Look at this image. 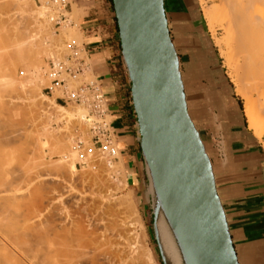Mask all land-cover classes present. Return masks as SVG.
Masks as SVG:
<instances>
[{
    "label": "bare ground",
    "instance_id": "obj_1",
    "mask_svg": "<svg viewBox=\"0 0 264 264\" xmlns=\"http://www.w3.org/2000/svg\"><path fill=\"white\" fill-rule=\"evenodd\" d=\"M40 1H41V6L38 8H35V10H34L33 9L34 7L29 8V4L31 5L32 0H3V2L6 3V4L4 3L5 5H7V3H9V4L12 3V5L15 4L16 7L14 9V12H11V13L9 12V13H7V15L5 13L6 20L4 21L2 28L6 29L4 31V33L10 29V32L13 30L16 32V34L14 33L15 41L12 40V41H14L12 44H9L6 47H2V48L0 47V129L1 128L3 129L4 121H6L5 116H4V113H6L5 110L11 108V107H9L6 109L7 106H6V101L4 99V98H6L5 97L6 93H3V92H5L3 90H8L7 88H9L10 86H14V87H10L12 89L14 88L13 91H15L17 88H20V90L22 91V93L20 95H16L15 97H10L12 95L8 94L9 96H7V97L8 98L10 97L9 102L13 103V105H15V106H20L18 104L22 103L23 108H24L23 113L25 114V115H23L22 124L25 123L24 119L26 122L27 121L32 122V124L27 122L30 125V129H31L32 128L31 125L35 124L34 121H36L35 118H37V117L34 118V116H37V114H36L37 113V106L35 105L36 104L35 100H33L34 98H32L31 94L33 91L36 90V87L44 79H47L48 85L51 86L49 74H47L49 72L48 64H47V68L45 71V69L43 68V65L45 66L46 64L42 63L43 61H42L41 57H42V55L48 56L55 66H57L61 60L65 59V58L61 57L62 56L61 51H62L63 47L60 46V44H59L60 47L57 46L55 43H54V46L56 45L55 47L51 46V44L53 42H55L54 36H56V35H54V31H53L54 30L53 27H55V26L53 25V23L49 19V15L53 14L55 11L60 10L66 16L67 10L62 8L61 5L51 4L49 2V0H40ZM219 1H220L219 3L221 4V6H216V5L204 6L203 16L206 20L208 30H210L212 32L211 33L212 37L213 36L215 37V30L217 27H219L224 32V37L222 38V40H219L218 38L215 37L216 43L218 45H221V44L224 45V49L220 47L221 54H223V56L226 57L228 65L232 69L231 74H232L233 79L235 81L234 89H235L236 93L239 94L244 100L243 111H244V114H245L246 119H247L248 127H249V129H251L252 135L255 137V139L259 140V139H261L262 135L264 134V0H219ZM0 2H1V0H0ZM12 5H10V6H12ZM8 9H10V8H8ZM8 9H6V10H8ZM74 9H73V11H74ZM23 12H25L26 14H24ZM75 13H77V12H75ZM73 14H74V12H73ZM165 16H166V14H165ZM21 18H23L22 20H26L23 22V24L25 23V25H21L22 24ZM74 19H76V22L73 26H71L70 22H67L68 19L66 16V20L61 22L62 26L60 25L61 28L59 29L61 31V34L63 35V37L66 38V41L68 42V44L69 43L71 44L74 42H76V43L82 42L81 41L82 35L79 31V22H78L76 17H74ZM19 22H21V24ZM30 23L33 24L32 27L29 26ZM18 25H20L21 27ZM1 36H2V34H0V37ZM57 41L58 40H56V42ZM57 43H59V42H57ZM68 44H67V46H68ZM174 47H175V45H174ZM63 52H64V50H63ZM199 57H201V56H199ZM49 58H48V60H49ZM178 61H179V58H178ZM188 63H190V62H188ZM191 65L189 64L187 66L191 67ZM230 67H229V69H230ZM85 68H86V66L84 67V69ZM231 69L229 71H231ZM192 70H189V71L191 72ZM126 71H127V67H126ZM179 71H180V67H179ZM181 73L182 72H180V75H181ZM127 75H128V72H127ZM190 75H193L192 72ZM193 77H195V73H194ZM128 78H129V75H128ZM182 78H183V76H182ZM182 78H181V81H184V79L182 80ZM64 80H65V85L63 86L64 89H67L68 91H70V94H72V95L75 94L76 93L75 88H74L75 86L73 87L72 85L76 81V78H73V75H71V74H64ZM189 80H191V78ZM46 81H43L44 84H46L45 83ZM89 81H94V80H89ZM94 82L98 83L97 81H94ZM191 82H192V80H191ZM4 83H6L5 86H4ZM7 84H8V86H7ZM182 84H183V82H182ZM70 86H72L73 88ZM15 87H16V89H15ZM184 88L185 87H183V90H184ZM55 91H59L62 93L61 87H59V88L55 87L54 89H52V95ZM15 100H19L17 105L14 103V102H16ZM202 100H199V101H202ZM54 101L56 102V97H55ZM186 101L187 100L185 98V102ZM43 102H45V101H43ZM72 102H74V101H72ZM204 102H201V103L197 102V103L202 104ZM75 104L77 106H75L73 108V110L67 109L69 107L66 108L63 105L54 104L53 101L51 102L50 105H57V107L59 109L58 112L60 111V114H64V118L65 119L67 118V120H65V121H67L66 122L67 126H72V125H68V123L70 121H72V120L76 121L77 123L76 122H74V123L79 124V126L81 125L79 128L81 131V134L86 136L85 133L87 131L90 134L89 136L92 137L93 134H92L91 130L88 129V125H91L92 118H95L94 115H88L87 116V112H88L87 111L88 110L87 103H81V104L75 103ZM187 105L188 104L186 102V107H188ZM191 107H192V109L194 107V110H195L196 109L195 107H201V106L200 105H197V106L194 105L193 106V104H192ZM188 108H190V107H188ZM188 110H190V109H187V112H188ZM8 111L9 110H7V113H9ZM11 111L12 110H10V114H11ZM202 111L204 112L205 110H202ZM41 112H43V111H41ZM194 112H198V111L195 110V111H193V113ZM203 112H201V113H203ZM189 113H191V111H189L188 114ZM201 113H199V114L195 113V115L196 114L200 115ZM10 114L9 115L6 114V115H8V120H9V118H11ZM191 114L189 115L190 118L193 117V115L191 117ZM204 114H205V112H204ZM204 114H201V115H204ZM198 115H196V116H198ZM60 116H62V118H63V115H60ZM200 117H202V116H200ZM108 118H111L110 114H108ZM208 118H209V115L207 114L206 119H208ZM210 118H209V120H210ZM3 119H5V120H3ZM204 119H205V117H204ZM204 119H200V120H204ZM206 119L204 121H206ZM10 121H11V119L9 120V123L6 121L7 125L5 124V126H8V124H10ZM195 121H197V119ZM194 122H193V124H194ZM11 124H13V123H11ZM11 124H10V126H11ZM17 124L18 123H14V125H16V126H17ZM18 126L21 127V125H19V124H18ZM63 126H62L63 128L66 127V125H63ZM83 127H85L86 131L83 129ZM34 129L36 130L37 128H34ZM70 129H71V127L69 128V131H70ZM66 130H68V129H66ZM3 131H5V130H3ZM12 131H13V129H12ZM31 131H32V129H31ZM37 131H39V130L37 129ZM0 132H2V130H0ZM18 132H19V130H18ZM20 132H22V131H20ZM45 132H46V130H44V134L46 135L47 133H45ZM60 132L61 131L59 130V133ZM2 133L4 134L3 136H5V132H2ZM8 133H10V132L8 131ZM37 133L39 135H42L39 132H37ZM70 133L71 132L67 133V136H70L68 138V142H70L69 145L66 144L68 142L64 143L67 139L63 141V139H65L66 137L63 139H60L62 137H60V138L58 137V140L53 141L52 149L55 152L59 153L61 162L65 161V163L67 164V162L69 163L72 161L73 163H75V164L78 163L79 165L81 163H83V164L87 163L86 165H89L88 164L89 163V161H88L89 156L91 157V154H89V153H92V150H93V148H91V147H92V145L94 147H97V146L94 145L92 140H89L88 138L85 139L83 137V135L76 137V135L78 134V131H76V133L74 131V134H76V135H74L73 133L72 134H70ZM6 134H7V132H6ZM68 134H70V135H68ZM71 135H73L75 137H72ZM52 136H55V135H52ZM113 136H114V132L111 133V136L108 139L109 144H110L109 146L115 155V158H113V159H116L117 157H119V159H118V162H119L120 157H121L120 151H119L118 143H117L116 139L113 138ZM33 137H32V139H33ZM86 137H88V136H86ZM139 138H140V136H139ZM113 139H114L115 143L112 141ZM8 140H9V138H8ZM44 140L46 141V139H44ZM82 140L84 141V143H83L84 144L83 149L85 148L84 150L80 149V148H82V144H81ZM45 141H43V143L41 141L40 142L38 141V143H40V144L42 143L41 145L44 147V145L46 144ZM6 144L8 145L7 141H5L2 137H0V176L3 173H6V174L11 173L12 169H13V168L9 169L10 167H8V169L11 171L10 172L8 169H5V167H4L7 162H10L8 160V158L11 157L10 156L11 152H8L7 150H5ZM33 144L35 146V143H33ZM38 146H40V145H38ZM43 147H42V149H43ZM90 148H91V150H89ZM107 149H108L107 147H104V148H98L97 147V150L99 151L98 153L101 155L103 160L107 163V165L111 166V162L114 160L112 158L108 157V155H109L108 152L110 149H108V150ZM87 154H88V157L86 156ZM7 155H9V156H7ZM98 156L99 155H97V157ZM86 157H87V159H86ZM69 159H71V160L69 161ZM19 160L17 162H19ZM123 160H121V163L120 162H119V164L117 163L116 170L114 169L115 171H118V169L120 168L119 166L122 165V163H124ZM26 161H27V158H26ZM45 162L47 163V161H45ZM142 162H143L144 172H145L146 181H147V185H148L147 186V192H148V195L150 196L151 207H152V211L154 214V220H153L154 233H155L156 239H157L158 244H159L160 253H161L162 259L164 261V264H190L189 259L186 255L185 249H184L182 242L180 240V236H179L180 231L178 230V228L183 233L184 232L187 233V235H188V233L191 234L192 228L190 226L188 213H187L185 207L183 206L179 195L177 194V191H176L175 186L173 184L170 173L167 169L165 170V184H166V192H167V202H168V207H169V215H168V213L165 210V208H164V206H163V204L159 198V195L156 191L154 181H153L152 176L150 174L149 168L145 165L143 159H142ZM53 163H55V162H53ZM7 164H9V163H7ZM18 164H20V162L17 163V165ZM22 164H25V163L22 162ZM26 164H27V162H26ZM11 165H12V163H11ZM18 166H20V165H18ZM47 169H48V167H47ZM103 170H104V168H103ZM109 171H110V169H109ZM103 172H105V171H103ZM146 173H148L149 182H148ZM34 177H35V175H34ZM94 177H95V173H94ZM3 178H5V177H3ZM102 178H103V175H102ZM41 184H43V183H41ZM128 193H126L125 195L123 194L120 201H122V199H123V202H125V201L131 202L132 197H131V194H128ZM8 196H10V195H8ZM8 196H7V199H8ZM3 199H4V201L7 200L3 196H0V264H62L60 261V257L62 256V254L64 252L60 248L59 242H61V239L60 240L58 239L60 237V234H62V233H59V235H55L56 239L55 238L53 239L48 234L47 231L40 230L37 228L38 231L35 230L36 232H35L34 237L32 239L26 240L24 238H19V235L21 236V233L23 234V231H21L22 229L20 230V228L18 227L19 231H21V233L14 234V232H12L13 229L17 228L15 225L17 222L16 223L14 222V225H11L12 221H10V223H9L8 217L11 218L10 217L11 214L6 213L7 210H6V208H4ZM11 199H13V198H11ZM5 203H7V202H5ZM33 211H36V208H35V210H32V212H30V213H32V215L28 214L25 217L29 216L32 218L33 217ZM8 214H9V216H8ZM14 215H16V214H14ZM14 215H12V217H15ZM137 216L135 217L136 221H138L136 219ZM21 219H23V218L21 217ZM27 220H29V219H27ZM5 221H8L7 230H9V232L5 231L3 229L4 228L3 222H5ZM16 221H17V219H16ZM133 221H134V219H133ZM64 223H65V221H64ZM132 223H130V224H132ZM35 224L36 223H34V225ZM73 224H74V222H73ZM137 224H138V222H137ZM175 224L178 226L177 228H176ZM8 225H10L11 227H13V226L14 227L11 228ZM17 225H18V223H17ZM38 226H39V223H38ZM65 226H66V224H65ZM113 226H114V224H113ZM44 227H45V225H44ZM9 228L12 230L10 231ZM18 228L16 230H18ZM24 229H26V227ZM51 229L53 231V228H51ZM82 229L83 228H81V229L79 228L77 231L78 233H76V230H75V233L78 235L76 237L74 236V238H76V239H74V238L71 239V237L70 238L68 237L69 239L66 238V240H65V243L68 242L69 240H70L69 243H71V240L75 241V245L72 246L73 248H71V250H73L75 252V254L72 255L70 253L71 251L69 253L67 252L69 257H67L66 259L70 258L69 260H72V261H70V263L74 262V259L76 258L77 259V261L75 259L76 264H83L81 262L84 261V259H86L85 256L87 255V258H88L90 256V254H92L89 257L90 258L89 259L90 264H106V263L107 264H124V263L129 262L127 260H124L125 257L123 258V255H122V257L120 255V258H117L118 253H117V251H115L116 248L114 249V251L113 250L111 251L109 249L110 245H108L109 248L107 246V249H103L98 244H96L98 242H99V244H101L100 242L101 241L103 242V240L97 241V240H94L95 238H93V241L91 239L90 240L87 239V241H86V237L85 238L81 237ZM85 230H87V229H85ZM19 231H17V232H19ZM25 231L26 230H24V232ZM30 231H32V230H30ZM52 231H49V232H52ZM55 231H56V229H55ZM68 231H70V229ZM87 233L89 235H91L88 231H87ZM118 233L120 234V231ZM55 234H57V233H55ZM72 234H74V232ZM76 234H74V235H76ZM121 235H123V234H120V236ZM133 235H134V238L136 240V237H137L136 233L133 232ZM126 238H122V239H123L124 243L126 244V247L128 245L127 248L129 250L127 249L128 251H126V252L130 253L129 256L131 258L135 259L134 254H136L137 259H139V258L143 259L144 258L146 260V262H148L149 264H156V260L154 259L151 250L146 248L141 243L139 244L138 240H140V239L137 238L136 243L134 240V243H133L134 246H132L129 239H126ZM128 238H130V237H128ZM67 239H68V241H67ZM62 241H64V240H62ZM73 241H72V243H74ZM106 241H108V240L106 239ZM113 243H116V241ZM109 244H110V242H109ZM119 244L121 245V242L120 243L117 242L115 245L118 246L119 248L121 247L123 249L124 246L123 245L120 246ZM101 245H103V244H101ZM89 247L90 248L92 247L93 251L90 249L88 250ZM126 247L124 248V250L126 249ZM85 249L88 251H86ZM120 249H119V252H120ZM89 251H92V253H90ZM87 252L89 254H87ZM96 254L97 255L99 254V257L103 258V260L106 259L107 262L106 261H105L106 263L104 261H103V263H102V261L98 262ZM63 255H65V254H63ZM125 256H127V255L125 254ZM64 257H66V256H64ZM116 258H117V260H116ZM119 259L120 260L122 259V261H119ZM61 260H62V258H61ZM69 260H67V261L69 262ZM86 260H88V259H86ZM65 261L66 260H64L62 262H65ZM115 261H117V262H115ZM123 261H125V262H123ZM75 263H71V264H75ZM84 263H86V262L84 261ZM66 264H68V263L66 262ZM136 264H137V262H136Z\"/></svg>",
    "mask_w": 264,
    "mask_h": 264
},
{
    "label": "rangeland",
    "instance_id": "obj_2",
    "mask_svg": "<svg viewBox=\"0 0 264 264\" xmlns=\"http://www.w3.org/2000/svg\"><path fill=\"white\" fill-rule=\"evenodd\" d=\"M219 2H220L219 0H199V3H201V5H202V10H203L204 6H212V5L221 6V4ZM4 3L5 2H3V0H1V2H0V34H2V36L0 37V47L1 48L6 47L9 44H12L15 41L14 33L16 34V32L13 30L10 32V29L8 30L9 32L7 31L4 33V31L6 29L2 28L4 21L6 20L5 13L7 15V13H9V12L10 13L14 12V9L16 7L15 4H13L14 5L13 6L12 3H10V4L7 3V5H5L6 3L5 4ZM72 3H73L72 0H70L69 7L66 11V16L68 19L67 22H70L71 26H73L76 22V19H74V17L77 18V16H78V11L76 10V6L73 5ZM10 5H12V6H10ZM40 6H41L40 0H32L31 5L29 4V8L34 7L33 8L34 10H35V8H38ZM8 8H10V9H8ZM6 9H8V10H6ZM73 9H74V11H73ZM112 9H113V5H112ZM73 12H74V14H73ZM75 12H77V13H75ZM23 13L26 14L25 12H23ZM113 13H114V11H113ZM23 18H21L22 24H21V22H19L21 25H25V23L23 24V22L26 20H22ZM204 21L206 23L205 18H204ZM32 25L33 24L30 23L29 26L32 27ZM18 26H20V25H18ZM61 26L56 25L55 27H53L54 35H56V36H54L55 42H53L51 44V46H54V43L57 46H59V44H60V46L63 47V49L61 51L62 52L61 57L66 58L71 53L70 48H71L72 43L68 44V42L66 41V38L63 37V35L61 34V31L59 30L61 28ZM206 26H207V24H206ZM79 31H81L80 26H79ZM208 33H209V39L211 40L212 45L214 46L215 51L217 53V56L219 59V64L221 65V69L223 71V74L231 85L232 95L237 99V102L239 103V107L241 109V113L243 116L242 126H244L245 131L248 132V135L251 138H253L255 141H257L258 145H260L259 147L262 149L263 154H264V134L262 135L261 139H259V141L257 139H255V137L252 135V131L248 127L247 119H246V116H245L244 111H243L244 100L239 94L236 93V91L234 89L235 81H234L233 76L231 74L232 69L228 65L226 57L223 56V54H221V51H220L221 50L220 47L224 49V45L223 44L218 45L216 43L215 37L218 38L219 40H222V38L224 37V32L219 27H217L215 30V37L214 36L212 37V35H211L212 32L210 30L208 31ZM81 39H82L81 41H83V38H81ZM12 40H14V41H12ZM56 40H58L57 42H59V43H57ZM74 43L77 45L78 48H81V54L80 55L85 60V64H87L88 60L86 59V55L82 50V46H81L82 42H80V43L74 42ZM67 44H68V46H67ZM63 50H64V52H63ZM41 58L43 61L42 63L46 64L45 66L43 65V68L46 71L47 64L49 65L51 60L48 56H45V55H42ZM48 58H49V60H48ZM229 67H230L231 71H229L230 70ZM73 78H76V81H75L76 83L74 82V84L72 85L73 87L75 86L74 88L78 87L83 82H88L89 80L97 81L96 76L92 74V71L90 68H88V69L85 68L82 73L73 75ZM46 80L47 79H44L43 81H46ZM43 81H41V83H39V85L36 87V90L34 89L35 91H33L31 94L32 98H34L33 100H35V103H36L35 105L37 106V113H36L37 116H34V118L35 117L38 118V119L35 118V120H36V121H34L35 124L31 125L32 131L30 129V125L28 124V123L32 124V122L27 121L28 122L27 123L24 119L25 123L22 124L23 115H25L23 113L24 108H23L22 103L18 104L19 100H15L16 102H14V103L16 105L17 104L20 105V106H15V105H13V103L9 102L10 97H15L16 95H20L22 93L20 88L16 89V87H15L16 90L13 91L14 88L12 89L10 87H14V86L9 85L10 86L9 88L11 90L9 88H7L8 90H3V91H5L3 93H6L5 94L6 98H4L6 101V106H7L6 109L11 107V108L7 109V110H9L8 111L9 113H7V110H5L6 113H4V116H5V119L8 123H9L10 119H11L10 124L13 123V124H11V126H10V124H8V126H5L6 121H4V127L5 128L3 127V129L2 128L0 129V130H2V132H5V136H3L4 134L2 132H0V137H2L8 143V145L6 144L5 150H7L8 152H11V154L9 153L11 157L8 158V160L10 162H7L9 164L6 163L4 167H5V169H8V167H10L9 169L13 168L14 170L12 169V172H11L8 169L11 173H9V174L3 173L4 175L1 174V176H0V190H1L0 196H3L4 198L7 199V196L10 195V196H8V199L6 201H4V199H3L4 208H6V210H7L6 213L11 214V216H10L11 218L8 217L9 214L7 216L8 221H9V223H10V221H12L11 225H14V222L15 223L17 222L19 226L17 225V223L15 225L17 228L19 227L20 230L22 229L21 231H23V234L21 233V231H19V228H18V230H16L17 228L13 229V230L9 228L10 231L12 230V232H14V234L21 233V236L19 235V238H24L26 240L32 239L34 237L35 232H36L35 230L38 231V229L47 231L48 234L53 239L54 238L56 239L55 235H59V233H62V234H60V237L58 238L59 240L61 239V242H59L60 248L64 252L63 254H65V255L62 254V256L60 257V261L62 264L63 263L66 264V262L69 264L70 261H72V260H69L70 258L69 259H66V258L69 257L68 253L70 251H71L70 253L72 255L75 254V252L73 250H71V248H73L72 246L75 245V241L71 240V243H69L70 240L68 241V239L70 237L72 239V238H74V236L75 237L78 236L76 233H78L77 231L79 228L80 229L83 228L81 237H84V238L86 237V241H87V239L88 240L91 239L93 241V238H95L94 240H97V241L103 240V242L101 241L100 243L103 244L104 246L99 244V242L96 243L103 249H107L108 245H110V248H109V246H108V248L111 251L112 250L114 251V249L116 248L115 251H117V253H118L117 258H120V255H121V257L123 255V258L125 257L124 260L129 261V262L126 261L127 263H124V264H136V262H137V264H149L148 262H146V260L144 258L143 259H140V258L137 259L136 254H134L135 259H133L129 256L130 253L126 252L129 250L127 248L128 245L126 247V244L124 243L122 238H126L127 236L130 237V238L127 237L126 239H129V241L131 242V245L134 246L133 243H134L135 238H134L133 232H135L137 235L135 243L137 242V238L140 239V240H138L139 244L141 243L146 248L151 250L153 257L156 260V264H163L161 257H160L158 247H157L156 240L154 238V236H155L154 225L152 228L153 214H152V209H151L150 196L148 195V192H147V186H148L147 181L144 180L145 183L143 184V186L140 189L141 192L138 191L136 193L132 189V185H131L130 181L128 180V176L126 174L127 170H126V166H125L126 163L123 160L124 158L122 159V157H120L119 162L121 163V160H123L124 163H122V165H120V166L118 165L121 168V169L119 168L120 170L118 169V171H115L117 163L119 164V162H118L119 157H117L116 159H113L114 161L111 162V166L107 165V163L103 160L101 155L98 153L99 151L97 150V147H94L93 145L91 147V148H93L92 153H89L90 152L89 150H91V148L89 150L87 149L89 151L88 153L91 154V157L89 156V160H88L89 165H86L87 163H84V164L81 163L79 165L77 162H76L77 164H75L72 161L68 163L67 159H66L67 164L65 163V161L61 162L59 153L55 152L52 149L53 141L58 140V137L59 138L62 137L60 139H63L66 137L65 139H63V141L67 139L64 143L68 142V138L70 136H67V133H69V132H71L70 134H72V133L74 134V131H75V133H76V131H78L77 135L74 134V135H76V137L81 136L83 134H81V131L79 129L81 125L79 126V124H76L77 123L76 121L72 120L68 123V125H72V126H67V124H66L67 121H65V120H67V118L66 119L64 118V114H60V111L58 112L59 109H58L57 105H50V104L53 101L54 104L63 105L66 108L69 107L67 109H70V110H73V108L77 105L74 102H70V101H67V102L56 101L55 102L54 99L56 96H62L61 92L55 91L53 93V95L51 96L47 92V90L45 89V87L48 86V80L45 82L46 84H44ZM5 84L6 83H4V86H5ZM8 84H7V86H8ZM72 86H70V87H72ZM8 94H10L12 96H10L8 98L7 97V96H9ZM43 101H45V102H43ZM204 101L207 105L206 112H207V114H209V116L211 118L213 117L211 119V121H213V124H214L212 129L209 126H206L207 123H204V122H202L201 125H198L200 133H201V139H202L203 143L205 142L204 143L205 150H206L208 156L210 154V157H211L213 163H214V158H213L214 152L216 153L218 161H220V162L226 161V150L227 149L225 146V137L223 135V127H222L221 121H220L219 117L216 116L217 112L214 108L213 101L211 99H206ZM10 110H12L11 114H10ZM41 111H43V112H41ZM6 114L11 115V118H9V120H8V115H6ZM60 115H63V118ZM5 119H3V120H5ZM74 122H76V123H74ZM14 123H18L19 125H21V127L18 126V124H17V126L14 125ZM63 125H66V127L63 128L64 127ZM70 127L73 131L71 129L69 131ZM34 128H37L39 131H37V129L35 130ZM12 129L14 132L12 131ZM66 129H68V130H66ZM83 129L86 131L85 127H83ZM3 130H5V131H3ZM18 130H19V132H18ZM44 130H46L45 133H47L48 135L44 134ZM59 130L61 131L60 133H59ZM8 131L10 133H8ZM20 131H22V132H20ZM6 132H7V134H6ZM37 132L41 133L42 135H39ZM70 134H68V135H70ZM85 134L88 137H86L85 135H83V137L85 139L88 138L89 140H91V136H89L90 134L87 131ZM52 135H55V136H52ZM71 136L75 137L73 135H71ZM32 137H33V139H32ZM8 138H9V140H8ZM113 138L116 139L115 136H113ZM44 139H46V141ZM114 139L112 141L115 143ZM38 141L39 142L41 141L42 143H43V141H45L46 144L43 147L41 145L42 143L40 144V143H38ZM33 143H35V146ZM69 143L70 142H68L66 144L69 145ZM83 143H84V141L82 140V142H81L82 148H80V149H83V146H84ZM38 145H40V146H38ZM42 147H43V149H42ZM97 155H99V156L97 157ZM7 156H9V155H7ZM86 156L88 157V154ZM87 157H86V159H87ZM21 158L22 159L24 158V159L22 160ZM26 158H27V161H26ZM18 160L20 162V164H18V165H20V166L17 165V163H19V162H17ZM24 160L27 162V164ZM70 160L71 159H69V161ZM45 161H47V163L49 165ZM22 162L25 164H22ZM53 162H55V163H53ZM11 163H12V165H11ZM47 167H48V169H47ZM103 168H104V170H103ZM109 169H110V171H109ZM103 171H105L106 173ZM94 173H95V177H94ZM34 175H35V177H34ZM102 175H103V178H102ZM3 177H5V178H3ZM41 183H43V184H41ZM126 193L131 194V197H132L131 202H126V201L123 202V199H122V201H120L123 194L125 195ZM11 198H13V199H11ZM5 202H7V203H5ZM35 208H36V211H33V217L32 218L29 216L25 217L28 214L32 215V213H30V212H32V210H35ZM14 214H16L17 216ZM12 215H14L15 217H12ZM136 216H137L136 219L138 221L135 220ZM21 217L23 219H21ZM16 219H17V221H16ZM27 219H29V220H27ZM133 219H134V221H133ZM8 221H5L6 223L3 222V224H4L3 229L5 231L9 232V230H7ZM64 221H65V223H64ZM73 222H74V224H73ZM129 222L132 224H130ZM137 222L139 225L137 224ZM34 223H36L37 225L35 224L36 225L35 226ZM38 223H39V226H38ZM65 224H66V226H65ZM113 224H114V226H113ZM44 225H45V227H44ZM8 226H10V225H8ZM13 227H11V228H13ZM25 227H26V229H24ZM50 227L53 228V231ZM55 229H56V231H55ZM69 229H70V231H68ZM85 229H87V230H85ZM24 230H26V231L24 232ZM30 230H32V231H30ZM75 230H76V233H75ZM17 231H19V232H17ZM49 231H52V232H49ZM87 231L91 235H89L87 233ZM119 231H120V234H123V235L120 236V234L118 233ZM73 232L76 235L72 234ZM55 233H57V234H55ZM66 238H68L67 239L68 242L65 243ZM74 239H76V238H74ZM106 239L110 242V244L108 241H106ZM62 240H64V241H62ZM72 241L74 243H72ZM115 241H116V243L121 242V245H123L124 248L126 247V249L124 250V248L122 249L121 247H120L121 248L120 249L118 246L115 245L116 243H113ZM89 249L92 250V247L91 248L89 247L88 250ZM119 249H120V252H119ZM88 250H86V251H88ZM92 251H89V252L92 253ZM87 254H89V253L87 252ZM125 254L127 256H125ZM91 255L92 254H90V256ZM64 256H66V257H64ZM89 257L87 258V255H86L85 258L88 260L83 258L86 263H84V261H82L81 263L90 264V262H89L90 258ZM61 258H62V260H61ZM117 258H116V260H117ZM75 259H74V262H71V263H75ZM122 259L121 260L119 259V261H122ZM64 260H66V261L62 262ZM67 260H69V262ZM97 260H98V262L102 261V263H103V261L104 262L106 261V259L103 260V258H100L99 254L97 255ZM76 261H77V259H76ZM115 262H117V261H115ZM123 262H125V261H123Z\"/></svg>",
    "mask_w": 264,
    "mask_h": 264
},
{
    "label": "crops",
    "instance_id": "obj_3",
    "mask_svg": "<svg viewBox=\"0 0 264 264\" xmlns=\"http://www.w3.org/2000/svg\"><path fill=\"white\" fill-rule=\"evenodd\" d=\"M72 2L78 11L77 19L83 38L81 46L88 60L86 68H90L101 82L114 136L120 155L126 163L128 180L136 193L141 192L146 176L130 95V81L121 54L112 0ZM163 2L170 37L179 58L181 78L183 76L182 80L184 79L185 98L190 107L187 109L192 113L189 115H193V122L197 119L194 125L200 136L198 125L202 122H206V126L212 129L213 117L206 119L207 105L203 101L211 99L223 127L226 161H218L215 152L214 163L210 154L209 157L238 262L264 264L263 151L242 126L243 116L239 103L232 95L231 85L223 74L217 53L209 39V30L199 0ZM189 64L193 67H188ZM189 70H192L193 75H190ZM191 103L193 106H201L195 107L198 112L193 113L195 110ZM202 110H205V114ZM195 113L204 115L196 116ZM200 116H204L206 121Z\"/></svg>",
    "mask_w": 264,
    "mask_h": 264
},
{
    "label": "water",
    "instance_id": "obj_4",
    "mask_svg": "<svg viewBox=\"0 0 264 264\" xmlns=\"http://www.w3.org/2000/svg\"><path fill=\"white\" fill-rule=\"evenodd\" d=\"M112 5L142 158L168 215L166 169L188 213L191 234L178 230L189 263L239 264L211 160L187 112L163 0H112Z\"/></svg>",
    "mask_w": 264,
    "mask_h": 264
},
{
    "label": "built area",
    "instance_id": "obj_5",
    "mask_svg": "<svg viewBox=\"0 0 264 264\" xmlns=\"http://www.w3.org/2000/svg\"><path fill=\"white\" fill-rule=\"evenodd\" d=\"M49 2L53 5H61L65 10L68 9L70 4V0H49ZM49 19L54 26H60L61 22L66 20V16L58 10L49 15ZM70 51L71 53L64 60H61L57 66L50 61L48 65L49 72L47 74H49L51 86L48 85L45 89L52 96V89L61 87L62 96H56V101H74L78 104L87 103V116L94 115L95 117L92 118L91 125H88V129L91 130L93 134L91 140L98 148L107 147L110 149L108 139L113 132L112 121L111 118H108V104L102 91L100 81L97 79L98 83L94 81L83 82L75 88L76 93L73 95L63 87L65 85L64 74L75 75L82 73L86 66L85 60L80 55L81 48H78L75 43H72ZM108 153L109 158H115L114 152L111 149Z\"/></svg>",
    "mask_w": 264,
    "mask_h": 264
},
{
    "label": "trees",
    "instance_id": "obj_6",
    "mask_svg": "<svg viewBox=\"0 0 264 264\" xmlns=\"http://www.w3.org/2000/svg\"><path fill=\"white\" fill-rule=\"evenodd\" d=\"M116 21V20H115Z\"/></svg>",
    "mask_w": 264,
    "mask_h": 264
}]
</instances>
